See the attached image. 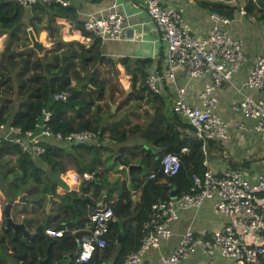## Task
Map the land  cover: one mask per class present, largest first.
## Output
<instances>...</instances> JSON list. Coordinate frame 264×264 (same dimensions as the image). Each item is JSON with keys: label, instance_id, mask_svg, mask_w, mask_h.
<instances>
[{"label": "trees", "instance_id": "16d2710c", "mask_svg": "<svg viewBox=\"0 0 264 264\" xmlns=\"http://www.w3.org/2000/svg\"><path fill=\"white\" fill-rule=\"evenodd\" d=\"M248 1L245 6L247 14L256 9L260 13L257 18L264 22V10L259 9L253 1ZM198 3L208 11H217L231 18L240 11L239 4L228 0H199ZM58 19L70 23L71 30H80L84 39L90 37V40L82 43L79 40H65L41 55L35 49L24 50L32 43L30 27L34 28L37 35L46 29L52 42L59 40L65 24ZM49 21L51 26L48 25ZM83 25L84 19L79 16L78 8L72 1L67 5L54 2L26 7L0 0V31L6 34L4 47L0 50V122L21 126L24 130H36L37 115L44 106H50L54 111L50 124L55 132L91 129L98 133L97 139L82 143L48 139L45 141L46 152L40 157L22 152L12 142L4 140L0 144V174L3 177L0 187L4 194L3 200L14 201L23 194L25 188H29L28 196L40 198L45 205L49 195L54 194L45 230L47 227L63 228L67 225L81 229L75 233L68 230L59 237H53L45 231L42 237L23 241L22 233L13 236V228L6 225V217L2 215L0 264H12L7 257L9 253L18 264H40V260L44 258H47V264H101L102 261H108L114 252H117L114 264H123L127 254L141 245L143 231L139 232V237L133 244L124 239L119 249L117 235L128 222L139 217L143 204L128 207L125 200L130 194L127 179L110 181L106 170L102 168L105 161L113 159L115 153H120L128 162L144 165L149 170L148 176L158 169L165 153L177 154L182 163L178 174H160L150 179L153 180V186L165 190L162 198L167 199L170 198V192L165 187L169 184L175 188L177 195L189 190L192 175L202 174L206 169L203 162L208 157L209 146L216 141L204 142L197 139L191 125L173 110L169 92L154 93L147 87L146 77L154 65L152 58L106 56L102 47L103 40L85 32ZM118 63L125 68L131 80L130 92L120 81L118 83L117 89L124 93V101L128 103L146 99L155 107L147 124L125 126L121 121L102 124L98 115L102 108L99 102H106L108 97L112 99L107 100L108 104L117 102L113 98L117 91L113 78H118L120 74ZM60 91H69L71 95L66 101H54L53 94ZM95 107L97 115H88ZM110 115H113L112 111ZM107 130H110L108 139L114 145L132 137L141 143L129 145L130 147L120 145L117 150L113 149L105 143ZM185 147L187 150L183 149ZM12 156L13 162L10 160ZM69 169L79 173L89 171L92 178L82 181L79 189H67L64 193H58L57 188L61 185L51 179L48 171L61 175ZM138 171L141 169L133 171L134 187L140 185L141 179L136 176ZM158 177L165 178L166 181H154ZM85 198H90L95 203L103 201L104 206L110 205L116 220L110 224L109 248L107 246L96 250L88 262H77L78 238L86 233L82 229L90 220L91 209L84 202ZM23 213L21 207L14 206L12 215L15 220L21 218ZM7 241L13 243V252H9Z\"/></svg>", "mask_w": 264, "mask_h": 264}, {"label": "built area", "instance_id": "2783aa9c", "mask_svg": "<svg viewBox=\"0 0 264 264\" xmlns=\"http://www.w3.org/2000/svg\"><path fill=\"white\" fill-rule=\"evenodd\" d=\"M22 6L34 4L63 5L68 0H6ZM133 1V0H130ZM125 0H113L110 10L105 13L89 12L84 19V30L103 41L144 40V31H137L125 9ZM154 25L156 45H164V60L155 63L146 77L147 87L154 93L174 92L172 108L178 112L193 128L197 139L229 140L230 124L220 112L218 90L227 82H233L237 73L249 62L244 40L235 37L229 26L235 19L247 14L241 6L238 18L211 11V25L205 36L196 35L187 25L185 7L171 0H138ZM146 23V22H145ZM141 22L140 25H144ZM90 39V37H88ZM186 69L190 79L207 77L203 89L191 94L189 84L179 85L177 75L180 69ZM237 92L242 98L232 104L231 109L242 120L238 127L245 129L252 122L260 133L264 144V54H256L248 66V72ZM252 89L255 95L244 93ZM69 91L53 94L54 101H66ZM53 109L44 106L36 117V130H24L21 126L0 122V144L5 140L16 144L22 152L32 157H40L46 152L48 139L82 143L95 140L98 133L91 129L55 132L51 128ZM187 150V148H183ZM202 174L192 175V185L188 191L173 198L159 199L150 205V216L144 223L143 237L138 249L129 252L123 264H181L194 254L201 252L210 257L221 256L231 264H264V171L248 174L243 169L225 168L219 173L209 167ZM181 158L172 152L165 153L158 169L151 172L149 180L157 175L174 176L181 169ZM71 181L69 182L68 176ZM61 178L70 187L92 178L89 171L79 173L69 169L61 173ZM215 199L214 210L226 217L223 226L210 230L208 235L197 233L188 226L180 235L178 242L168 253H161L156 259L146 257L149 248H160L162 243L173 235L172 222L179 220L181 211L199 209L209 199ZM116 215L110 205L93 207L90 220L79 238L77 262H88L96 250L108 245L111 222ZM73 233L81 229L67 225L63 228L47 227L46 233L59 237L66 231ZM101 264H107L102 261Z\"/></svg>", "mask_w": 264, "mask_h": 264}, {"label": "crops", "instance_id": "0c3cea01", "mask_svg": "<svg viewBox=\"0 0 264 264\" xmlns=\"http://www.w3.org/2000/svg\"><path fill=\"white\" fill-rule=\"evenodd\" d=\"M68 1L69 3L72 1L77 6L79 16L82 19H85L89 12L105 13L109 11L113 2V0ZM139 1L141 2V0ZM171 1L177 5L185 7L186 23L196 35L205 36L208 33L211 25V19L209 17L211 11L200 7L198 3L199 0ZM228 1L234 3L232 0ZM244 1L245 3L242 1L240 4V8L241 6H246V3L249 2L248 0ZM124 3L127 13L130 14L131 22L135 24L134 28H136L137 31L145 32L143 35L144 40H129V38L125 37L118 40L103 41V45L109 42L114 49L111 54L103 49L105 55L113 58L119 56L150 57L154 60V64L162 63L164 60L163 53L165 47L164 45H156L154 43L156 38L154 25L150 21L147 12L138 5V0H125ZM238 15L239 13H237L234 18H238ZM63 22L65 23V28L61 31V34L66 32L65 36H67L69 40H79L80 42L90 40L88 38L84 39L80 30H71L70 23L65 22L64 20ZM141 22L146 23L142 26L140 25ZM31 29H33L34 33L37 35L34 28ZM229 30L235 37L244 40L249 62L237 73L233 82L225 83L222 88L218 90L220 112L230 124L231 135L229 140L213 141L209 146L207 159L209 161V167L217 173L225 168H232L243 169L248 172V174H251L255 171H264V144L260 133L254 129L252 122H248L245 129H240L238 127L239 121L242 120V118L239 114H235L232 111L231 106L234 102L239 101L242 98V94L237 92L236 88L241 85L242 80L246 77L248 66H250L252 58L256 54H264V22L259 20L256 16L250 18L249 14H246L235 19L229 26ZM40 35H43L42 31H40L37 36ZM80 37H83L84 40L82 41ZM207 79V77L190 79L187 70L184 68L180 69L177 75L178 84L185 85L188 83L190 86L189 90L193 95L203 89ZM167 92H169V100L172 103L174 92L170 89H168ZM244 93L255 95L256 92L252 89H245ZM120 166V169L124 168L122 165ZM144 172L145 167L141 169V171L136 172L137 178L140 177L141 179L140 185L137 187L132 186V188H130V194L125 197L129 208L138 203H142L143 211L137 219L128 222L127 226L123 227L121 231L118 232L117 242L119 245L117 246V249L121 247V242L124 239L131 244L137 241L139 232L141 230L143 231L144 223L150 216V205L155 202V200L161 199L165 194V190L153 186V180H149V175H144ZM154 181L165 182L166 179L158 177ZM133 183L134 182L130 181V185H133ZM67 189L70 190L67 186L66 189L63 188V186H58L57 192L64 193ZM170 190L173 191L175 188L172 187ZM214 202V198L209 199L206 200L199 209L191 208L181 211L179 220L172 222L171 224L173 229L172 237L164 241L160 248H149L146 252V257L149 259H156L161 253H168L178 242L180 235L190 225L193 226L197 233H205L206 235L211 232L210 230L223 226L226 222V217L214 210ZM2 215L3 214L0 213V219L2 218ZM116 254L117 252H114L106 263L114 264ZM181 264H231V262L221 256L210 257L198 252L188 259L183 260Z\"/></svg>", "mask_w": 264, "mask_h": 264}, {"label": "rangeland", "instance_id": "374dc122", "mask_svg": "<svg viewBox=\"0 0 264 264\" xmlns=\"http://www.w3.org/2000/svg\"><path fill=\"white\" fill-rule=\"evenodd\" d=\"M232 1H234L235 4H239V5L242 3V1H243V3H245L244 0H241V1L240 0H232ZM259 14H260L259 11L254 9L249 14V17L250 18H253L254 16L258 17ZM262 14H264V12H262ZM58 21L61 23H64L63 20L58 19ZM31 28H33V27H30L29 30ZM64 28H65V26H64ZM63 29L61 31H63ZM41 31L43 32V35H40L37 37H39V39H41L43 41L45 46L49 47L50 43H52L51 38L49 37V33L46 29H43ZM65 35H66V32L63 33V35H62L64 37V39L69 40V38ZM5 36H6V34H3L0 31V50H2L4 47V42H5V38H6ZM80 39L82 41L84 40L83 37H80ZM102 47L104 50L108 51L109 54H111L114 51V49L112 48L111 44H109V42L107 44H104ZM37 52L39 55H41L44 52V50L41 52H39L37 50ZM117 66L120 69V74L118 75V78H113V81H114V84L116 85L115 87L117 90L113 94V98L115 97L117 102L115 103V102L109 101L110 103L108 104L107 100L110 99V97H108V95H109L108 93L106 95L108 97L106 102H104V101L99 102V104L101 105L102 108L99 109L98 115L102 119V124L103 125H109L111 123L120 122V121L123 122L125 126L134 125L136 123L147 124L151 120L150 119L151 114L154 112L155 107L152 104L148 103L146 99L141 100V101L133 100V101L128 102V103H126L124 101V93L119 92L117 89L118 83L120 81L122 86L125 89H128V91L130 92L132 90L131 80H130V76L126 73L125 68L120 63H118ZM130 88H131V90H130ZM110 100L112 101V99H110ZM95 109H96V107L94 109H92L90 112H88L87 114L91 115L93 113L94 115H97L96 111H94ZM110 111H112L113 115H110ZM95 117H97V116H95ZM108 133H110V130H107V132L105 134V138H106L105 143L108 145H111L113 147V149H116V150L118 149V147H120V145L134 146L135 143H141L140 141L135 140V137H132V138L128 139L126 142H121L119 144L114 145L113 142L110 139H108ZM117 154H120V153H115L113 159H109V161H105V163L102 165V168L104 170H106L105 172L107 173L110 181L114 182L116 180L119 181V180L127 179V183H128L129 188H132V186H135V184L133 183V185H130V177L127 173L128 172L127 168L124 167L123 169H120V167H121L120 162L118 160H114V158ZM126 155H129V154L126 152ZM10 160H11V162H13L14 156H12L10 158ZM111 163L114 165L112 166ZM148 171L149 170L145 169L144 175H147ZM48 173H49L52 180H55L58 184H60L61 186H63V188L66 189V185H65L64 181L62 180V178L59 174H55L51 171H48ZM50 173H52V174H50ZM67 176H68V180L70 182L71 177H70V175H67ZM2 180H3V177L0 174V185H2V182H3ZM79 186H80V184L75 183V184H71V186L69 188L70 189H79ZM3 197H4V194H3L2 189L0 187V213L1 214L3 213V209L6 205V201L3 200ZM15 201H17V200H14L13 202H15ZM39 210L41 211V216H42V229L37 233L36 236H32L31 239H35V238L42 237L45 235L46 218L51 213V211L47 212L46 206H42V208H39ZM51 210H52V208H51ZM1 225L2 224L0 223V229H1ZM7 243H8V246H10L9 252H13V249H12L13 243H11L9 241H7ZM0 252H2L1 249H0ZM7 257L10 259V262L12 264H18L17 261L15 259H13L11 253L7 254Z\"/></svg>", "mask_w": 264, "mask_h": 264}, {"label": "water", "instance_id": "95a60500", "mask_svg": "<svg viewBox=\"0 0 264 264\" xmlns=\"http://www.w3.org/2000/svg\"><path fill=\"white\" fill-rule=\"evenodd\" d=\"M253 1L256 6H258V8L263 9L264 10V0H251ZM49 26H51V22L49 21ZM29 35H30V39H31V45L26 47L24 50L25 51H31V50H38L39 52L41 51H46L49 48H53L61 43H63L65 41L64 37L62 36L63 34H61V38L55 42L50 43L49 47L45 46L43 41L41 39H39L37 37V35L34 33L33 29L29 30ZM131 90V88H130ZM114 160H118L120 162V164L123 167L127 168L128 171V175L130 177V181L133 182L134 181V176H133V171L137 168L139 169H143L144 165H142L141 163H137V162H128L126 159H124L121 154H117L114 158ZM172 188V185L166 186L165 189L170 191V197H176L177 193L176 190H170ZM55 198L54 194H50L49 195V199L47 200L46 203V210L47 212L51 211L52 208V203L53 200ZM27 196H26V192L20 196L18 198V202H26ZM35 200H31L32 203H34ZM84 202L88 204V206L90 208L93 207H101L103 206L105 203L103 201L99 202V203H95L93 202L90 198H85ZM13 205L14 202H8L6 203L4 209H3V215H5L6 217V225L13 228V236H16L18 231H22L24 233L23 236V241H27V237L30 235V232L25 228V223L32 221L35 218H30V217H25L23 218L21 221H17L15 220V218L12 215V210H13ZM79 251V249L77 250V252ZM47 258H44L42 260H40V264H46Z\"/></svg>", "mask_w": 264, "mask_h": 264}, {"label": "flooded vegetation", "instance_id": "af4514ba", "mask_svg": "<svg viewBox=\"0 0 264 264\" xmlns=\"http://www.w3.org/2000/svg\"><path fill=\"white\" fill-rule=\"evenodd\" d=\"M25 192H26V196H27L28 200L24 203L15 201L13 208L15 205H18L24 211L23 216L21 218L17 219V221H21L25 217L35 218L32 221L25 223V228L30 232V235L27 237V240L29 239L30 241H32L33 240V239H31L32 236H36L37 233L42 229V216H41V211L39 210V208H42V206H46V204L43 205L41 203V199L38 197H29L28 196L29 195V188H25L23 194ZM22 195H20V196H22ZM18 198L16 200H18ZM31 200H35L34 203H32ZM11 202H13V201H11ZM6 203H8V201ZM18 233H22V238H23L24 233L22 231H18L17 234Z\"/></svg>", "mask_w": 264, "mask_h": 264}, {"label": "clouds", "instance_id": "9594fccd", "mask_svg": "<svg viewBox=\"0 0 264 264\" xmlns=\"http://www.w3.org/2000/svg\"><path fill=\"white\" fill-rule=\"evenodd\" d=\"M70 190H72V189H70ZM79 249V248H78ZM79 252V251H78Z\"/></svg>", "mask_w": 264, "mask_h": 264}]
</instances>
